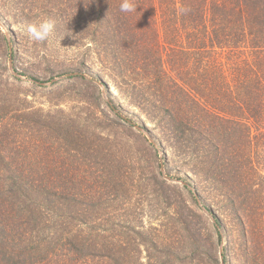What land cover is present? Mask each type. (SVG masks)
Wrapping results in <instances>:
<instances>
[{"label":"trees","instance_id":"obj_1","mask_svg":"<svg viewBox=\"0 0 264 264\" xmlns=\"http://www.w3.org/2000/svg\"><path fill=\"white\" fill-rule=\"evenodd\" d=\"M132 2V13L121 0L12 7L53 19L84 49L81 64L153 124L196 178L189 192L224 239L223 258L264 264V0ZM78 119L0 83V264L126 263L134 227L122 204L139 178L119 156L103 159L113 150ZM146 245L156 248L155 234Z\"/></svg>","mask_w":264,"mask_h":264},{"label":"rangeland","instance_id":"obj_2","mask_svg":"<svg viewBox=\"0 0 264 264\" xmlns=\"http://www.w3.org/2000/svg\"><path fill=\"white\" fill-rule=\"evenodd\" d=\"M37 17L34 11L19 15L12 0H0V83L9 84L36 107L77 114L79 123L100 135L96 142L113 150L112 157L103 159L119 156L118 168L139 178L122 204L134 227L126 230L125 264H231L228 255L224 259L219 252L225 241L218 242L204 201L193 200L189 192L196 184L189 168L160 142L152 123L122 105L111 84L109 90L98 84L96 73L81 64L84 49L71 47L65 29L55 22L54 37L43 43L22 34L20 26ZM35 79L42 85L34 84ZM69 165L65 158L58 163L59 168ZM182 182H189V187ZM151 234L155 249L146 245Z\"/></svg>","mask_w":264,"mask_h":264},{"label":"clouds","instance_id":"obj_3","mask_svg":"<svg viewBox=\"0 0 264 264\" xmlns=\"http://www.w3.org/2000/svg\"><path fill=\"white\" fill-rule=\"evenodd\" d=\"M137 5L132 0H121L119 10L122 13H132L136 11ZM20 31L30 41L43 43L54 37L55 21L47 16H39L20 26Z\"/></svg>","mask_w":264,"mask_h":264},{"label":"water","instance_id":"obj_4","mask_svg":"<svg viewBox=\"0 0 264 264\" xmlns=\"http://www.w3.org/2000/svg\"><path fill=\"white\" fill-rule=\"evenodd\" d=\"M98 84L100 85V86H103V84L101 83V82H98ZM138 130H143L140 126H135ZM182 183H184V182H182ZM185 184V183H184ZM219 252H220V254H221V252H222V246H220L219 247ZM222 264H223V262H222Z\"/></svg>","mask_w":264,"mask_h":264}]
</instances>
